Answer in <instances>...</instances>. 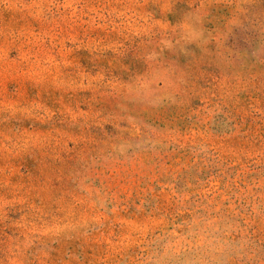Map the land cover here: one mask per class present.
<instances>
[{"label":"rangeland","instance_id":"374dc122","mask_svg":"<svg viewBox=\"0 0 264 264\" xmlns=\"http://www.w3.org/2000/svg\"><path fill=\"white\" fill-rule=\"evenodd\" d=\"M0 264H264V0H0Z\"/></svg>","mask_w":264,"mask_h":264}]
</instances>
